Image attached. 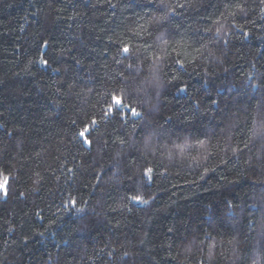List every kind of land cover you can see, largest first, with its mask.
<instances>
[{"label": "trees", "instance_id": "obj_1", "mask_svg": "<svg viewBox=\"0 0 264 264\" xmlns=\"http://www.w3.org/2000/svg\"><path fill=\"white\" fill-rule=\"evenodd\" d=\"M0 264H264V0H0Z\"/></svg>", "mask_w": 264, "mask_h": 264}, {"label": "snow or ice", "instance_id": "obj_2", "mask_svg": "<svg viewBox=\"0 0 264 264\" xmlns=\"http://www.w3.org/2000/svg\"><path fill=\"white\" fill-rule=\"evenodd\" d=\"M124 52L127 53V52H128V49H127V48H124ZM41 63H43V64H47V61L44 60V61H41ZM132 114H133L134 116H138V115H139V113H137V112L135 111V109H132ZM83 135H84V133H81V136H83ZM85 143L90 144V141L85 140ZM149 171H151V170H149ZM135 199L139 200L140 198H139V197H135Z\"/></svg>", "mask_w": 264, "mask_h": 264}]
</instances>
